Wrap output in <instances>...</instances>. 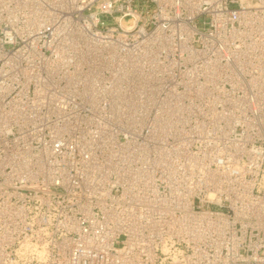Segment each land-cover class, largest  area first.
I'll use <instances>...</instances> for the list:
<instances>
[{
    "label": "built area",
    "instance_id": "built-area-1",
    "mask_svg": "<svg viewBox=\"0 0 264 264\" xmlns=\"http://www.w3.org/2000/svg\"><path fill=\"white\" fill-rule=\"evenodd\" d=\"M0 264H264V0H0Z\"/></svg>",
    "mask_w": 264,
    "mask_h": 264
}]
</instances>
